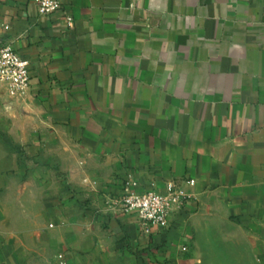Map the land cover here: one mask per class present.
Returning a JSON list of instances; mask_svg holds the SVG:
<instances>
[{"label":"crops","instance_id":"1","mask_svg":"<svg viewBox=\"0 0 264 264\" xmlns=\"http://www.w3.org/2000/svg\"><path fill=\"white\" fill-rule=\"evenodd\" d=\"M4 45L0 264H264V0H0ZM169 181L165 229L114 205Z\"/></svg>","mask_w":264,"mask_h":264},{"label":"built area","instance_id":"2","mask_svg":"<svg viewBox=\"0 0 264 264\" xmlns=\"http://www.w3.org/2000/svg\"><path fill=\"white\" fill-rule=\"evenodd\" d=\"M39 16H50L60 9V0H33ZM67 28H71L73 18L64 14ZM0 85L7 88L11 96H20L29 87L28 62L23 60L10 45L0 48ZM186 195L176 185L169 181L165 185L164 194L146 192L135 194L129 189L114 202L120 210L134 211L138 217V225L142 232L165 229L169 225L170 216L183 207ZM59 264H63L61 257Z\"/></svg>","mask_w":264,"mask_h":264},{"label":"rangeland","instance_id":"3","mask_svg":"<svg viewBox=\"0 0 264 264\" xmlns=\"http://www.w3.org/2000/svg\"><path fill=\"white\" fill-rule=\"evenodd\" d=\"M239 238L242 239L240 235H239Z\"/></svg>","mask_w":264,"mask_h":264}]
</instances>
